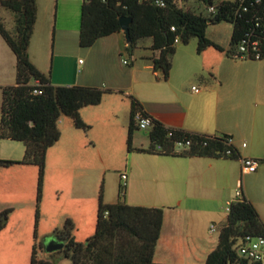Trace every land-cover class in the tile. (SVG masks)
Returning <instances> with one entry per match:
<instances>
[{
  "label": "crops",
  "instance_id": "0c3cea01",
  "mask_svg": "<svg viewBox=\"0 0 264 264\" xmlns=\"http://www.w3.org/2000/svg\"><path fill=\"white\" fill-rule=\"evenodd\" d=\"M190 1L201 4L195 0L181 4L188 6ZM81 4L82 0H35L36 17L27 48L30 63L48 77L52 86L107 91L99 104L79 110L81 120L90 127L86 132L75 128L70 117H58L59 138L46 150L45 157L55 149L64 156L85 159L88 155L82 132L94 129L105 139L119 135L124 142L130 112L128 96L164 128L200 136H230L237 160L137 152L149 147L148 136L144 144L137 142L139 130L132 135L134 150L126 151L123 202L162 210L153 262L204 264L217 245L218 230L226 221L225 208L239 200L236 192L252 204L264 223V200L257 199L258 195L264 198V59L231 58L227 55L231 33L226 42H221L205 32L206 38L224 51L208 47L197 54L195 38L191 47L193 39L187 45L176 43L164 80L160 70H152V59L158 58L159 51L151 49L150 37L139 39L131 54L126 52L122 31L99 38L89 47H79ZM15 65L14 54L0 36V108L1 89L15 85ZM192 79L197 80L196 87ZM92 139L94 155L103 161L112 150L107 152ZM23 153L21 142L0 139V159L20 160ZM243 158L261 163L254 173L242 175L239 159ZM119 176L117 197L106 202L102 198L104 204L118 201ZM36 178L33 165L0 167V211L11 209L8 222L33 206ZM27 214L32 217V213ZM211 225L217 228L216 233L209 232ZM167 249L183 258L161 255Z\"/></svg>",
  "mask_w": 264,
  "mask_h": 264
},
{
  "label": "trees",
  "instance_id": "16d2710c",
  "mask_svg": "<svg viewBox=\"0 0 264 264\" xmlns=\"http://www.w3.org/2000/svg\"><path fill=\"white\" fill-rule=\"evenodd\" d=\"M82 0L80 7V25L78 35L79 47H89L97 39L119 32L118 19H130L128 25L129 40L126 52L131 54L139 39L150 37L151 49L158 50V58L152 59V70H160L163 79L168 78L171 67L170 57L174 54L175 43L187 45L196 39V53L200 54L208 47L219 52L223 48L208 40L205 36L208 25L231 23L232 31L230 46L242 36L247 25L235 17V10L240 0L220 1L195 0L206 10L209 18L180 7L188 0H165V7L158 8L137 0ZM253 0H245L250 2ZM262 8L264 0H260ZM118 3V4H117ZM0 7L13 13L14 30L11 35L0 20V36L15 56L16 78L14 86L1 89L0 108V139L18 141L24 145V153L20 160H2L0 167L13 164L33 165L37 168L35 197V227L38 219V206L41 200L42 181L46 150L53 146L59 138L56 125L60 115L72 119L73 126L87 131L86 125L79 116V110L85 106L100 103L107 91L98 88L81 86H52L47 76L40 73L29 61L27 48L36 17L35 0H0ZM173 27L174 31H170ZM226 54V51H225ZM230 53L228 52L227 55ZM33 80L38 85H31ZM37 88L40 95L33 96L31 91ZM130 102L129 123L126 134V151L131 152L132 135L138 130L134 116H148L143 112L139 102L128 96ZM147 136L149 147L138 149L137 152L179 157L222 158L220 153L225 150L223 141H207L201 147L203 136L189 134L181 130H173L172 137L167 138L166 128L155 120ZM190 140L188 150L175 152L173 141ZM156 146L161 149L157 150ZM227 149V148H226ZM224 159L237 160V152ZM118 187V201L113 204L102 202V188L97 197V214L95 230L85 243H77L71 236L72 224L66 220L60 229H54L49 239L62 243V249L47 253L51 262L35 259V245L32 247L29 264H58L68 260L71 264H158L153 262V253L162 224V210L158 208L134 207L121 200ZM11 209L0 211V230L7 222ZM245 235L264 237V224L256 210L244 197L229 204L225 223L218 230L217 245L207 255L204 264H254L236 253V244ZM43 249L44 245L39 244ZM44 253H46L44 251Z\"/></svg>",
  "mask_w": 264,
  "mask_h": 264
},
{
  "label": "rangeland",
  "instance_id": "374dc122",
  "mask_svg": "<svg viewBox=\"0 0 264 264\" xmlns=\"http://www.w3.org/2000/svg\"><path fill=\"white\" fill-rule=\"evenodd\" d=\"M220 1L232 0H215V3ZM188 3V6L180 4V7L183 10L189 9L196 14H201L207 18L210 17L203 5L194 1ZM14 19L15 15L13 13L0 7V20L11 35L14 30ZM231 31V23H220L208 25L206 34L208 37L216 35V39L226 42ZM193 42H195V39L192 40L189 47L194 44ZM192 81V85L196 87L197 80L192 79ZM146 131H149V129ZM146 131L139 130L136 132L139 144L145 143L147 139ZM82 134L86 142L84 152L88 155L85 159L82 157H77L76 159L71 157L70 154L64 156L56 153L55 149L46 155L36 227L34 216L35 185L34 204L31 209L27 210L32 213V217H28V212L26 211L28 208H26L16 218L10 222L7 221L5 227L0 230V264H29L31 250L34 245L35 259L50 263V255L44 253L43 249L38 248V245H44L49 240L52 231L56 228H61L66 220H69L72 224L71 232L74 241L85 243L94 232L97 196L100 187L102 188L104 202L117 197L118 176L124 170L128 158L125 149L126 139L121 142L119 135L105 139L100 135L98 129L90 130V133L87 134L82 132ZM92 137L95 138L100 148L107 152L112 150L111 154L107 153V155L103 156V161L94 155L95 149ZM120 170L121 172L119 173ZM119 181L122 184L120 178ZM119 187L121 196H123L124 187ZM261 197L258 195L257 199L264 200ZM121 200L123 201L122 197ZM23 202L25 203V200ZM178 252L179 254L181 253L180 250ZM169 254L172 255V259L183 258L182 255L175 254L173 249L162 251L161 255L166 257ZM58 264L71 263L68 260H61Z\"/></svg>",
  "mask_w": 264,
  "mask_h": 264
},
{
  "label": "built area",
  "instance_id": "2783aa9c",
  "mask_svg": "<svg viewBox=\"0 0 264 264\" xmlns=\"http://www.w3.org/2000/svg\"><path fill=\"white\" fill-rule=\"evenodd\" d=\"M139 3H148L158 8L165 7V0H137ZM102 2H106L103 0ZM118 4V3H117ZM208 13H213L214 8L209 7L207 9ZM235 17L244 22L247 25L246 29L243 31L241 38L233 45L230 46L228 56L234 59L239 60H250V61H260L264 59V7L262 8L260 0H253L246 2L245 0H240L239 4L235 10ZM170 31H174V28L171 27ZM177 38L174 40V43H177ZM123 64H126L123 61ZM39 83L36 80L31 82V85L37 86ZM194 92L197 91L196 88H192ZM41 91L37 88H34L31 91V95L37 96L40 95ZM152 118L149 116H140L136 114L134 116V122L138 130L146 131L151 128L153 122ZM167 138L172 137L171 129L166 128ZM203 141L201 142V147L207 145V141L221 139L223 145L227 148L220 153L222 158L232 156V153L235 152L233 146V139L230 136H220V137H209L203 136ZM191 146V141L188 140H175L173 141V150L175 152L188 150ZM241 147H245V144H241ZM157 150L161 148L156 146ZM240 162V172L242 175L252 174L256 171L261 160L243 158L239 159ZM122 184L120 186H125V173H121L119 176ZM235 196L240 199V193L236 192ZM229 206L225 208V212H228ZM209 232L211 234L217 232V228L214 225L209 227ZM236 253L239 257L252 262L254 264H264V237L262 236H251L245 235L239 242L236 244Z\"/></svg>",
  "mask_w": 264,
  "mask_h": 264
},
{
  "label": "water",
  "instance_id": "95a60500",
  "mask_svg": "<svg viewBox=\"0 0 264 264\" xmlns=\"http://www.w3.org/2000/svg\"><path fill=\"white\" fill-rule=\"evenodd\" d=\"M118 22H119V27H120V31L123 32L124 34V39L126 41V43L128 42L129 40V37H128V25L129 23L131 22L130 19L128 18H125V17H121L118 19ZM62 246L63 244L60 243V242H56L55 240L53 239H49L45 244H44V251L46 253H52V252H55V251H58V250H61L62 249Z\"/></svg>",
  "mask_w": 264,
  "mask_h": 264
},
{
  "label": "flooded vegetation",
  "instance_id": "af4514ba",
  "mask_svg": "<svg viewBox=\"0 0 264 264\" xmlns=\"http://www.w3.org/2000/svg\"><path fill=\"white\" fill-rule=\"evenodd\" d=\"M53 240H55V239H53ZM56 242H58L57 240H55Z\"/></svg>",
  "mask_w": 264,
  "mask_h": 264
}]
</instances>
